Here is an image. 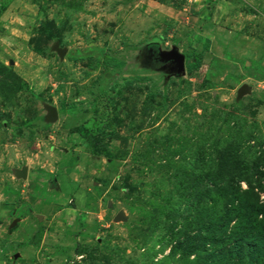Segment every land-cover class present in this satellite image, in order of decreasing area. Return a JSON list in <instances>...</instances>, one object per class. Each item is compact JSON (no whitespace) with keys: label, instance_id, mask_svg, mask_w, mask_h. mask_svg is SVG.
<instances>
[{"label":"rangeland","instance_id":"obj_1","mask_svg":"<svg viewBox=\"0 0 264 264\" xmlns=\"http://www.w3.org/2000/svg\"><path fill=\"white\" fill-rule=\"evenodd\" d=\"M0 264H264V0H0Z\"/></svg>","mask_w":264,"mask_h":264},{"label":"water","instance_id":"obj_2","mask_svg":"<svg viewBox=\"0 0 264 264\" xmlns=\"http://www.w3.org/2000/svg\"><path fill=\"white\" fill-rule=\"evenodd\" d=\"M59 55L60 56H64L66 54V51L64 50H59ZM163 58L167 61H175L176 66H177V70L179 72H184L185 71V58L178 54L177 52H172L169 53L165 56H163ZM248 93V87L247 86H243L240 91H239V98H241L244 94ZM49 113H50V120L51 121H56L58 118V113L54 108H49ZM28 176V171L26 169H24L21 172L17 173V177L19 178H23L26 179ZM117 221H121V220H125L124 214L120 213L118 215V217L116 218Z\"/></svg>","mask_w":264,"mask_h":264},{"label":"trees","instance_id":"obj_3","mask_svg":"<svg viewBox=\"0 0 264 264\" xmlns=\"http://www.w3.org/2000/svg\"><path fill=\"white\" fill-rule=\"evenodd\" d=\"M210 49V41L207 40L204 45H203V51L197 56V59L193 63H189L187 65V71L189 73L197 72L201 69L202 67V62H203V55L204 53H208Z\"/></svg>","mask_w":264,"mask_h":264}]
</instances>
